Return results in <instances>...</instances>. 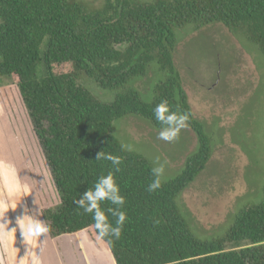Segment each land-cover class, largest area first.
Instances as JSON below:
<instances>
[{
  "label": "trees",
  "instance_id": "trees-1",
  "mask_svg": "<svg viewBox=\"0 0 264 264\" xmlns=\"http://www.w3.org/2000/svg\"><path fill=\"white\" fill-rule=\"evenodd\" d=\"M222 23L245 30L264 54V0H0V81L15 82L42 147L60 202L43 207L48 234L105 244L116 264H264L263 199L244 205L221 235H197L177 199L205 169L213 153L211 136L192 110L174 62L177 29ZM157 62L167 78L145 100L133 81ZM70 63L72 69L56 72ZM86 76L117 93L105 101L79 81ZM166 100L171 111L189 114L198 147L175 177L147 191L153 164L127 150L114 134V121L138 115L161 125L154 108ZM118 156L114 172L125 198L127 219L120 239L101 238L91 214L74 203L101 175L112 170L97 155ZM107 212L115 207L101 203ZM111 240V242H109Z\"/></svg>",
  "mask_w": 264,
  "mask_h": 264
},
{
  "label": "rangeland",
  "instance_id": "rangeland-1",
  "mask_svg": "<svg viewBox=\"0 0 264 264\" xmlns=\"http://www.w3.org/2000/svg\"><path fill=\"white\" fill-rule=\"evenodd\" d=\"M84 1L99 6L103 0ZM176 32L174 62L193 113L213 142L208 164L177 202L193 231L211 237L223 234L244 205L263 199L264 54L245 30L222 23L187 24ZM71 69L70 63L55 66L58 73ZM167 75L152 62L146 75L133 84L149 101L154 86ZM79 82L105 101L113 100L117 93L86 76ZM159 131L138 115L114 121V134L124 148L142 154L153 166L159 158L165 169L161 178L168 180L182 171L187 156L198 147L197 138L189 125L172 142L160 140ZM0 160L13 165L21 181L30 186V194L7 213L9 230L17 227V231L15 238L13 234L6 239L5 264H18L28 246L15 224L16 217L25 208L28 214L38 209L42 220L41 209L57 206L60 199L20 91L9 80L0 81ZM14 248L15 261L11 259Z\"/></svg>",
  "mask_w": 264,
  "mask_h": 264
},
{
  "label": "clouds",
  "instance_id": "clouds-1",
  "mask_svg": "<svg viewBox=\"0 0 264 264\" xmlns=\"http://www.w3.org/2000/svg\"><path fill=\"white\" fill-rule=\"evenodd\" d=\"M154 117L161 125L158 132V138L166 142H172L178 139L182 129L188 126L189 114L179 111H171L166 100L161 101L154 108ZM96 160H107L111 162L112 170H109L107 175H101L94 185L85 191L78 200L74 203L77 207L83 209L84 213L91 214L94 220V226L98 235L101 238L113 237L120 239L123 225L127 219L126 212L123 211L125 198L120 194V187L117 184L114 172H119L121 160L118 156L104 154L101 151ZM155 166L151 168L153 179L147 186V191L155 192L161 187V177L164 173V164L159 158L154 162ZM30 194V186L23 183L17 174L15 167L3 160H0V237L7 236L15 238L17 227H12L9 230L7 213L9 210H16L21 203L22 198ZM19 201V203H18ZM104 201L111 202L115 207H109L107 212L115 218V225L110 223L105 211L101 208V203ZM38 209H33L31 214H28V209L16 217L15 224L18 226L20 235L25 245L28 247L25 250V255L18 259V264H43L41 258V250L37 253V245L40 243V237L46 236L50 231L49 226L45 221L39 219ZM111 242V240L109 241ZM11 259L16 260L15 251ZM19 250V249H18Z\"/></svg>",
  "mask_w": 264,
  "mask_h": 264
},
{
  "label": "crops",
  "instance_id": "crops-1",
  "mask_svg": "<svg viewBox=\"0 0 264 264\" xmlns=\"http://www.w3.org/2000/svg\"><path fill=\"white\" fill-rule=\"evenodd\" d=\"M6 239L7 236L0 237V264H5ZM39 250L43 264H116L105 244H95L88 239L85 232L76 236L60 235L55 238L47 233L40 237L37 253Z\"/></svg>",
  "mask_w": 264,
  "mask_h": 264
},
{
  "label": "flooded vegetation",
  "instance_id": "flooded-vegetation-1",
  "mask_svg": "<svg viewBox=\"0 0 264 264\" xmlns=\"http://www.w3.org/2000/svg\"><path fill=\"white\" fill-rule=\"evenodd\" d=\"M0 258H1V256H0Z\"/></svg>",
  "mask_w": 264,
  "mask_h": 264
}]
</instances>
